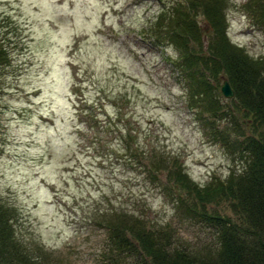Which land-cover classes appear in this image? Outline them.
<instances>
[{
	"label": "rangeland",
	"instance_id": "rangeland-1",
	"mask_svg": "<svg viewBox=\"0 0 264 264\" xmlns=\"http://www.w3.org/2000/svg\"><path fill=\"white\" fill-rule=\"evenodd\" d=\"M173 1L0 0V17L22 31L9 44L0 89V200L15 213L16 235L57 264H115L103 225L111 210L143 213L183 245L214 241L147 172L149 162L174 155L200 184L238 167L208 113L189 106L174 45L151 38L152 22ZM225 10L231 40L264 56L252 0H227ZM196 19L207 46L211 26L202 12ZM218 92L227 115L215 124L233 137L252 132Z\"/></svg>",
	"mask_w": 264,
	"mask_h": 264
},
{
	"label": "trees",
	"instance_id": "trees-1",
	"mask_svg": "<svg viewBox=\"0 0 264 264\" xmlns=\"http://www.w3.org/2000/svg\"><path fill=\"white\" fill-rule=\"evenodd\" d=\"M252 2L255 21L264 32V0ZM225 8L227 0H188L187 7L175 0L161 9L150 31L156 45H174L178 55L173 64L189 106L199 105L208 113L211 130H217L215 139L238 166L225 178L200 184L177 155L147 164L159 192L186 219L211 230L214 241L201 247L183 245L173 240L169 226L151 225L143 213L106 211L110 218L103 225L115 264H264V56L255 57L231 40ZM199 12L212 29L207 46L196 19ZM18 32L15 20L0 17V89L11 65L9 44L15 45ZM224 79L235 92L230 101L242 110L252 132L233 137L215 124L227 115L218 92ZM14 220L15 213L0 200V264H57L61 258L16 235Z\"/></svg>",
	"mask_w": 264,
	"mask_h": 264
},
{
	"label": "water",
	"instance_id": "water-1",
	"mask_svg": "<svg viewBox=\"0 0 264 264\" xmlns=\"http://www.w3.org/2000/svg\"><path fill=\"white\" fill-rule=\"evenodd\" d=\"M220 90L222 95H224L226 98H233L235 95V92L228 79L223 80Z\"/></svg>",
	"mask_w": 264,
	"mask_h": 264
}]
</instances>
